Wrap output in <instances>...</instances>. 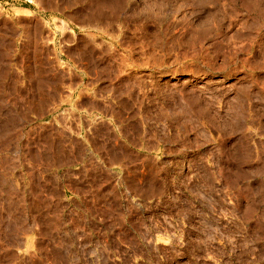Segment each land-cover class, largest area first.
<instances>
[{
    "label": "rangeland",
    "instance_id": "rangeland-1",
    "mask_svg": "<svg viewBox=\"0 0 264 264\" xmlns=\"http://www.w3.org/2000/svg\"><path fill=\"white\" fill-rule=\"evenodd\" d=\"M0 264H264V0H0Z\"/></svg>",
    "mask_w": 264,
    "mask_h": 264
}]
</instances>
